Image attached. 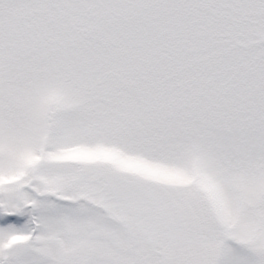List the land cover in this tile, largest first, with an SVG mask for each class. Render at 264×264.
Listing matches in <instances>:
<instances>
[{
	"label": "snow or ice",
	"instance_id": "snow-or-ice-1",
	"mask_svg": "<svg viewBox=\"0 0 264 264\" xmlns=\"http://www.w3.org/2000/svg\"><path fill=\"white\" fill-rule=\"evenodd\" d=\"M0 264H264V0H0Z\"/></svg>",
	"mask_w": 264,
	"mask_h": 264
}]
</instances>
